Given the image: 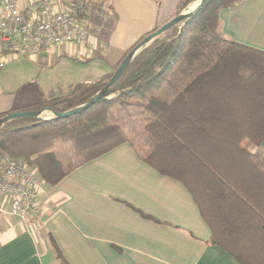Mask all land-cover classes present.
Here are the masks:
<instances>
[{"label":"trees","instance_id":"1","mask_svg":"<svg viewBox=\"0 0 264 264\" xmlns=\"http://www.w3.org/2000/svg\"><path fill=\"white\" fill-rule=\"evenodd\" d=\"M193 1L184 0L181 11ZM243 1L207 0L192 20L144 48L111 93L89 109L68 118L7 123L0 129V162L22 160L57 187L78 168L128 144L160 175L187 188L212 245L239 264H264V152L250 150L264 143V51L227 38L220 19L222 10ZM80 6L81 22L105 15L92 12L90 1ZM84 27L91 33L88 23ZM112 76L48 98L40 91L24 95L9 114L47 108L65 113Z\"/></svg>","mask_w":264,"mask_h":264},{"label":"crops","instance_id":"2","mask_svg":"<svg viewBox=\"0 0 264 264\" xmlns=\"http://www.w3.org/2000/svg\"><path fill=\"white\" fill-rule=\"evenodd\" d=\"M83 1L105 15L98 23L96 18L81 23L110 27L111 35L106 41L93 35L91 45L65 50L104 64L97 68L107 75L130 47L173 19L184 0H56L64 7ZM220 19L227 38L264 51V0H244L222 10ZM24 99L17 94L0 103V115ZM46 199L41 196L42 209L52 214L40 233L6 208L0 219V264H239L210 243L211 230L187 188L160 175L128 144L75 170Z\"/></svg>","mask_w":264,"mask_h":264},{"label":"built area","instance_id":"3","mask_svg":"<svg viewBox=\"0 0 264 264\" xmlns=\"http://www.w3.org/2000/svg\"><path fill=\"white\" fill-rule=\"evenodd\" d=\"M81 9L54 0H0V71L10 61L33 59L56 46L85 47L89 35L79 19ZM48 190L34 167L13 159L0 162V212L8 206L32 233H40V200Z\"/></svg>","mask_w":264,"mask_h":264},{"label":"rangeland","instance_id":"4","mask_svg":"<svg viewBox=\"0 0 264 264\" xmlns=\"http://www.w3.org/2000/svg\"><path fill=\"white\" fill-rule=\"evenodd\" d=\"M196 1L198 0H194L193 2H191L183 11H180L177 15L184 11H188L189 7ZM68 6L69 5H67V7ZM95 23H98V21L95 20ZM90 30L91 33H88L89 45H91L93 35L97 36V38H100L101 40L106 41L109 39L112 32L110 27L98 28L96 27V24L93 25ZM170 31L171 30H169L165 34L169 33ZM141 41H139L137 44H139ZM137 44H135L134 46H136ZM134 46L130 47L129 50H127L124 55L120 57L118 63L114 66L113 70L109 74H114V72L119 68L121 63L124 61L128 53L133 49ZM37 57H35L37 58L36 60H28L22 58L9 62L6 68L2 70V72H0V103L7 104L9 101L14 100L15 96L20 93L28 97H34L37 91H40V93L48 98L52 94L68 90L72 85L85 81H95L96 79L105 76L103 74L106 73L105 69L97 68L98 65L103 66L104 64L99 63L97 65V63H93L92 60H89V58H87L88 55L82 52L80 54L68 53L65 50V46L63 45L53 47L39 54ZM3 116H8V113L0 115V120L4 118ZM45 118L52 120L54 117L51 116L50 118V116L44 115L43 119ZM250 150L253 152H262L261 148L254 146H251ZM17 160L24 163L22 160ZM53 188L55 187L49 186L48 192L43 194L45 198H47V202L49 200L50 194L53 191ZM44 210L42 209V220L38 221L39 231H42V229L44 228L45 220L47 221V218L52 214L51 211L47 209ZM5 213H7V211H2L1 217Z\"/></svg>","mask_w":264,"mask_h":264},{"label":"water","instance_id":"5","mask_svg":"<svg viewBox=\"0 0 264 264\" xmlns=\"http://www.w3.org/2000/svg\"><path fill=\"white\" fill-rule=\"evenodd\" d=\"M206 1L207 0H198V6L191 13H187V11L180 13L179 15L175 16L173 19L168 21L165 25L157 29L155 32L145 37L132 51L128 53V55L126 56L124 61L121 63L119 68L114 72L112 78L109 80L107 85L83 105H80L65 113H59L53 109H48V108L43 109V110H38V111L14 112L4 117L2 120H0V129L4 127L7 123L13 120H17V119L49 120L48 118L43 119L44 113L48 111L54 112L55 113L54 118L60 119V118H68L70 116L79 114L89 109L90 107L95 105L98 101L107 97L111 93V91L113 90L115 85L118 83V81L121 79V77L123 76L127 68L129 67V65L132 63L134 58L144 48H146L152 41L161 37L162 35H164L169 30L173 29L174 27L181 26L182 24L184 23L186 24L190 20H192L204 8Z\"/></svg>","mask_w":264,"mask_h":264},{"label":"bare ground","instance_id":"6","mask_svg":"<svg viewBox=\"0 0 264 264\" xmlns=\"http://www.w3.org/2000/svg\"><path fill=\"white\" fill-rule=\"evenodd\" d=\"M196 4H197V5H196V7H197V6H198V1L196 2ZM196 7H195V8H196ZM195 8H194V9H195ZM194 9H193V10H194ZM193 10H191V11L188 10L187 13H191ZM44 115L50 116V118H51V116H52V117L55 116V113L52 112V111H48V112L44 113ZM44 115H43V116H44Z\"/></svg>","mask_w":264,"mask_h":264}]
</instances>
